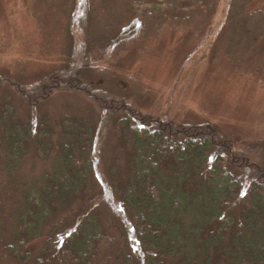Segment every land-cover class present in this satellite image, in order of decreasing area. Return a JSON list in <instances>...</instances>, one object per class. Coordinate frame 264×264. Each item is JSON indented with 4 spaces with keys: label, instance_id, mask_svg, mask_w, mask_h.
Returning a JSON list of instances; mask_svg holds the SVG:
<instances>
[{
    "label": "trees",
    "instance_id": "trees-1",
    "mask_svg": "<svg viewBox=\"0 0 264 264\" xmlns=\"http://www.w3.org/2000/svg\"><path fill=\"white\" fill-rule=\"evenodd\" d=\"M253 1L226 0L208 58L264 87V7ZM42 2L56 21L0 35V56L15 55L0 86L21 105L15 115L0 101V252L18 264H264V139L160 120L138 71L115 79L132 41L154 43L164 28L199 51L220 0ZM194 53L189 78L205 58ZM34 60L45 69L27 78ZM62 93L92 112L39 111ZM105 134L123 161L106 178L96 172ZM29 155L52 170L28 179Z\"/></svg>",
    "mask_w": 264,
    "mask_h": 264
},
{
    "label": "rangeland",
    "instance_id": "rangeland-1",
    "mask_svg": "<svg viewBox=\"0 0 264 264\" xmlns=\"http://www.w3.org/2000/svg\"><path fill=\"white\" fill-rule=\"evenodd\" d=\"M226 0H220L216 9L214 26L206 40L196 53L190 52L188 44L179 33L164 28L159 38L151 44L135 45L132 41L123 56L122 63L116 66L115 79L133 71L140 77L150 92L152 110L164 107L160 120H169L175 116L179 121L199 122L208 120L221 131L235 136L243 129L250 137L264 139V87L246 78L236 77L222 60L212 63L208 47L213 46L223 17ZM256 7H264V0H254ZM36 19L56 21L48 3L42 0H0V35L6 34L11 27H17L24 35H32ZM240 32V31H239ZM191 53L195 59L203 54L205 58L197 60V70L189 78ZM15 55L0 56V71H6ZM45 64L32 61L27 69V78H35L45 69ZM0 101L14 104L15 115H20V100L10 91L0 86ZM91 103L83 96L57 94L39 105V111H46L50 116L63 113L84 115L92 112ZM38 111H36L37 113ZM154 112V111H153ZM96 115V114H95ZM163 116V117H162ZM173 119V118H171ZM101 151V152H100ZM100 152V154H98ZM97 152L101 158L97 175L106 178L109 164L123 166L119 147L103 137L102 147ZM32 156V155H31ZM120 157V158H119ZM54 160L37 161L30 155L24 161L22 175L28 179L39 178L45 171H51ZM109 205L104 197L94 206V214L104 216L109 213ZM0 264H18L0 252Z\"/></svg>",
    "mask_w": 264,
    "mask_h": 264
}]
</instances>
